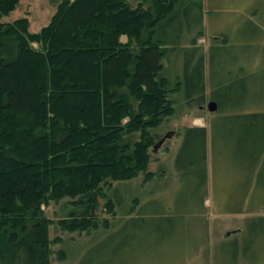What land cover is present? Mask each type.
<instances>
[{
  "label": "trees",
  "instance_id": "trees-1",
  "mask_svg": "<svg viewBox=\"0 0 264 264\" xmlns=\"http://www.w3.org/2000/svg\"><path fill=\"white\" fill-rule=\"evenodd\" d=\"M47 1L52 14L30 32L25 17L1 21L18 0H0V264H49L51 222L43 207L50 202L67 199L60 229H96L100 213L113 215L121 203L112 182L138 175L146 182L160 171H149L148 164L161 136L154 129L174 111L170 94L184 88L188 101L196 99L198 108L205 103L204 58L196 46L200 0ZM212 39L227 41L225 35ZM225 47L208 48L209 70L213 53ZM182 55L181 74L174 75ZM253 58L250 71L230 58L221 76L213 80L209 72L208 88L213 113L220 115L212 122L217 157L245 180L240 189L255 197L249 212L264 208V44ZM181 131L177 176L202 210L205 130ZM175 218L163 210H135L79 264L96 258L107 242L121 254L122 245L125 251L134 241L147 246L157 235L167 237ZM101 225L107 227L104 218ZM250 226L262 235L264 215Z\"/></svg>",
  "mask_w": 264,
  "mask_h": 264
},
{
  "label": "rangeland",
  "instance_id": "rangeland-1",
  "mask_svg": "<svg viewBox=\"0 0 264 264\" xmlns=\"http://www.w3.org/2000/svg\"><path fill=\"white\" fill-rule=\"evenodd\" d=\"M200 2V28H204L206 36L211 39L220 35L227 37L226 42L212 39L209 44L226 46V50L219 49L213 53L211 70L208 69V48L204 53L205 103L198 108L199 106L194 104L197 103L196 99L188 101L184 88L176 94H170L174 111L170 117L162 120L154 131L162 135L168 130H174L176 134L173 133L170 138L165 139L156 152L150 151L151 159L148 164L149 171L154 173L159 169L160 171L146 182L142 181L141 175L127 181L112 182L111 188H115L116 195L121 196V203L115 208L113 215L100 213L96 229L68 232L59 228L57 220L69 209L65 208L68 206L67 199L57 203L50 202L43 207L44 215L51 222L48 227V237L51 240L49 264H79L89 249L105 241L129 214L140 208L151 211L163 210L175 216V224L169 230V236L161 238L157 235L147 246L141 244L142 241L138 240L140 243L134 241L129 243L128 246L131 247L125 251L123 250L125 245H122L121 254H115L118 250V246H115L117 244L107 242L105 247L98 248L96 258L88 259L83 264H264V233L256 235V227H248L253 217L264 215V208L256 207L252 212L246 211L253 209L255 197L250 192L242 204L240 198L243 192L240 184L238 188V184L234 187V182H239L235 177L238 173L229 170L217 157L218 146L212 138V122L220 115L213 113L211 127L205 140L208 182L211 184L207 196L209 199L203 201L207 208L203 207L202 210L197 208V197L190 198L192 190L182 186L177 176L175 157L182 141V128L195 119H202L197 121L201 123L204 122L203 118L207 120L212 116L205 108L209 99L210 73L213 80L216 76H221L223 71L228 69L230 58L232 60L238 58L239 67L250 71L256 60L254 58L251 60L254 49L258 50L262 45L261 36L246 23L250 21L258 28L264 29V0H200ZM52 12L53 9L47 0H18L15 8L3 16L1 21L25 17L28 20V30L35 32L47 23ZM198 38L196 45H206L210 41L205 37ZM121 39L123 40L124 36ZM186 41L183 47H186ZM163 63L165 67L169 65L167 60L166 64ZM182 65L183 55L174 65V75L181 74ZM231 72L235 73L236 70L233 69ZM220 130L218 126L214 127V132ZM234 192L237 194L234 195ZM105 194L106 198L109 197L108 191H105ZM193 194L195 195V192ZM230 194L234 200H224ZM259 198L260 196L257 197ZM98 202L101 205L104 201L99 199ZM240 206L243 207L240 209ZM103 218L107 221L106 228L101 225ZM55 238L57 241H53ZM234 244L238 246V254L232 261L231 252ZM124 252L126 254H123Z\"/></svg>",
  "mask_w": 264,
  "mask_h": 264
},
{
  "label": "crops",
  "instance_id": "crops-1",
  "mask_svg": "<svg viewBox=\"0 0 264 264\" xmlns=\"http://www.w3.org/2000/svg\"><path fill=\"white\" fill-rule=\"evenodd\" d=\"M261 29V31L263 32V34L261 35V40H260V42L262 43V44H264V29L261 27L260 28ZM212 34H214V33H212ZM206 38L207 40L209 39L210 41L206 44V45H196V46H198V47H200L201 48V50H202V54H203V58H204V53L206 52V50H207V48H209L210 46H209V44L212 42V39L207 35L206 36V34H205V32H204V28H202V35L201 36H199V38ZM198 38V39H199ZM214 42V41H213ZM215 42H217L216 40H215ZM251 63H252V61H251ZM205 73V72H204ZM204 78H205V75H204ZM206 81V80H205ZM212 114V116L209 118V119H205V118H203V121L204 122H197L199 119H195V120H193L190 124H188V125H186V126H197V127H203L204 128V130H205V140H206V134L208 133V129H209V127H210V121H211V118H213V112H211ZM200 120H202V119H200ZM173 132H174V130H173ZM205 156H206V196H205V199L206 198H208L207 196H208V193H209V185L211 186V184L208 182V168H207V155H206V147H205ZM229 168V167H228ZM235 177L238 179V181L239 182H234V184H239V183H245V180H242V178H241V176L240 175H235ZM239 177V178H238ZM236 181V180H235ZM213 186V185H212ZM243 192V191H242ZM237 193H235L234 192V195H236ZM247 192L246 191H244L243 193H242V198H240L241 200H246L247 199ZM204 199V200H205ZM209 199V198H208ZM226 199H228V200H234L233 198H232V195L230 194V196H226L225 198H224V200H226ZM203 207L204 208H207L206 206H205V204L203 203Z\"/></svg>",
  "mask_w": 264,
  "mask_h": 264
},
{
  "label": "water",
  "instance_id": "water-1",
  "mask_svg": "<svg viewBox=\"0 0 264 264\" xmlns=\"http://www.w3.org/2000/svg\"><path fill=\"white\" fill-rule=\"evenodd\" d=\"M205 108L208 112H214L216 110V104L213 101H207ZM173 130H168L164 132L151 146V151L156 152L157 149L161 146L165 139L170 138L173 135Z\"/></svg>",
  "mask_w": 264,
  "mask_h": 264
}]
</instances>
